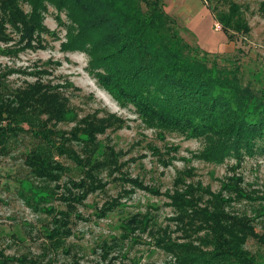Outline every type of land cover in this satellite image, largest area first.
Masks as SVG:
<instances>
[{
    "label": "rangeland",
    "instance_id": "374dc122",
    "mask_svg": "<svg viewBox=\"0 0 264 264\" xmlns=\"http://www.w3.org/2000/svg\"><path fill=\"white\" fill-rule=\"evenodd\" d=\"M205 3L214 14L235 3L250 28L233 31L234 40L218 35L219 47L207 49L210 63L217 58V67L231 74L238 69L243 86L256 94L264 91V0ZM22 7L31 8L26 2ZM1 16L0 106H17L19 96L35 84L34 92L42 89L39 101L44 93L58 91L61 98L52 99L40 118L57 145L69 150L65 154L49 145L44 155L52 175L38 173L26 157L44 142L27 124L5 144L6 153L0 151L4 264H19L21 258L25 264H176L158 239L184 241L194 211L175 205L168 194L191 187L200 188L203 204L219 199L226 212L248 218L244 246L264 264V245L258 240L264 232V142L241 160H216L206 154L208 137L150 125L134 103L120 101L103 86L90 71L88 52L63 46L70 25L77 26L67 13L48 5L45 30L28 39L21 26ZM56 106H65L64 120L47 112ZM103 122L104 132L89 137V126ZM71 151L83 164L74 161ZM203 191L213 192V198ZM135 215L145 219L144 227L127 226Z\"/></svg>",
    "mask_w": 264,
    "mask_h": 264
},
{
    "label": "trees",
    "instance_id": "16d2710c",
    "mask_svg": "<svg viewBox=\"0 0 264 264\" xmlns=\"http://www.w3.org/2000/svg\"><path fill=\"white\" fill-rule=\"evenodd\" d=\"M25 2L31 6L28 12L22 7ZM48 5L67 13L77 24L68 28L63 46L88 52L90 71L99 82L120 101L134 103L150 125L208 137L206 154L219 161L229 156L241 160L244 154L253 155L261 147L264 91L256 94L243 86L238 69L231 74L217 67V58L210 63L211 53L183 37L176 18L166 11L162 0H0V14L15 27L21 26L28 39L45 30ZM238 12L235 3L227 11L213 12L229 40H234L233 31H250ZM2 86L0 75V93ZM31 87L19 96L17 106H0V151L6 153L5 144L28 124L44 144L27 153L26 162L38 173L51 176L49 158L44 155L48 146L65 154L69 150L57 145L51 138L53 132L43 129L45 123L40 116L52 99L57 103L61 97L58 91L53 96L44 93L39 101L42 89L34 92L38 86ZM65 110V106H56L47 112L64 120ZM105 128L104 122L90 125L89 137ZM70 156L83 164L74 152ZM184 191L176 188L168 194L175 205L194 211L184 241L158 239L159 245L175 257L176 264H260L244 246L250 228L248 218L226 212L219 199L203 204L200 188ZM203 192L213 198V192ZM192 194L194 198L186 197ZM144 223L143 217L135 215L127 226L144 227ZM258 240L264 245V232ZM1 259L0 264H4L6 259ZM17 261L27 263L22 258Z\"/></svg>",
    "mask_w": 264,
    "mask_h": 264
},
{
    "label": "crops",
    "instance_id": "0c3cea01",
    "mask_svg": "<svg viewBox=\"0 0 264 264\" xmlns=\"http://www.w3.org/2000/svg\"><path fill=\"white\" fill-rule=\"evenodd\" d=\"M162 2L166 11L176 18L181 34L187 41L194 42L206 50L215 51L219 47L217 42H220V39L226 40V34H223L221 27H218V22L205 0H162ZM218 35L219 40H216ZM190 36L194 37L193 40L189 39Z\"/></svg>",
    "mask_w": 264,
    "mask_h": 264
},
{
    "label": "built area",
    "instance_id": "2783aa9c",
    "mask_svg": "<svg viewBox=\"0 0 264 264\" xmlns=\"http://www.w3.org/2000/svg\"><path fill=\"white\" fill-rule=\"evenodd\" d=\"M219 27V26H218Z\"/></svg>",
    "mask_w": 264,
    "mask_h": 264
}]
</instances>
